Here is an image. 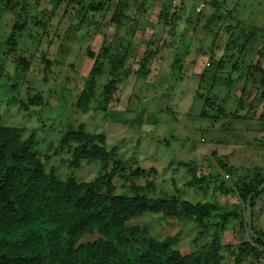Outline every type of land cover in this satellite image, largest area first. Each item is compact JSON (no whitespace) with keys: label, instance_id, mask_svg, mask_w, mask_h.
Segmentation results:
<instances>
[{"label":"rangeland","instance_id":"1","mask_svg":"<svg viewBox=\"0 0 264 264\" xmlns=\"http://www.w3.org/2000/svg\"><path fill=\"white\" fill-rule=\"evenodd\" d=\"M117 1L110 0L108 10L102 16L90 19L92 14H88L85 23L80 25L77 19H73L60 28L62 8L47 18L52 6L46 0H25L26 26L20 37H15L17 47L14 51H9L6 41L17 12L7 10L0 4V126L20 128L23 139L32 138L34 144L31 151L41 161L45 172L51 173L57 180L73 179L88 183L111 169L110 162L87 164L84 161L79 169H70L69 147L61 145V140L67 129L76 131L81 127L89 134L104 135L107 149L115 151L122 167L113 180L116 196L133 195L125 177L129 171L140 169L147 175L137 184L143 187L151 185L150 192H146L149 198L167 197L192 204L210 203L218 208L220 215L231 213L242 216L243 203L235 193L236 187L252 181L256 174L263 177L264 172L253 169L251 177L245 175L234 180L236 173L243 170L248 161L242 159V153L230 147L233 141L243 143L245 137L235 127L238 120L229 119L234 112L229 111V101L235 98L237 107L244 78L228 91L229 78H239L237 73H230L235 59L232 62L225 60L224 71L217 72V64L223 55L217 54L221 51L224 53L230 36L225 28L229 27L232 32V28L237 26L245 36H259V43L255 39L245 54L238 57V69L241 61L243 65L258 63L264 68V58L258 54L264 46V35H260L264 28L242 18L244 10L239 0H126V18L118 28L111 22ZM164 1L171 2V11L177 9V21L173 28L163 27L158 21ZM14 2L10 0V4ZM213 2L221 5L224 14L221 21L214 24L215 27L209 28L211 33L206 31V21L201 24V29L190 27L187 20L196 18V8L209 16L212 13L209 6ZM255 2L257 7L250 14L254 21L257 17L264 18V11L260 8L264 0ZM129 12L131 15L127 14ZM228 13L231 17H227ZM35 19L48 24L45 32L34 26ZM208 37H211V42L206 49L204 43ZM120 39L126 54L128 79L117 85L106 115L92 109H77L76 99L93 64V60L86 56L87 49L98 55L103 43L111 45L120 42ZM152 41L154 43L149 45ZM148 48H159L161 52L148 67V74L137 77L135 57L142 56ZM231 52L237 56L235 51ZM43 54L49 61L48 66L42 59ZM19 58L29 63L26 72L20 69L21 66L17 67ZM97 81L96 97L108 81V68L105 65ZM28 94L40 95L43 105L28 107L27 111L22 109L20 104L25 103ZM165 96L177 98L176 107L171 104L160 106L159 100ZM187 97L199 102L189 107V112L199 108L197 121L219 124L210 138L192 134L185 135L183 142H180V135L186 130L181 125L188 115L183 113ZM205 101L212 105L211 108L203 107ZM219 107L224 109L227 116L224 123L220 122L221 119L212 121ZM203 109L206 111L205 117L201 116ZM250 127L254 128V125H244L243 130L248 131ZM174 144L179 155L193 158L167 159ZM173 165L175 171H170ZM222 166L229 171L223 170ZM192 168H197V174L207 179L200 189L187 186L193 178L189 172ZM220 184H223L224 191L233 194L225 195L218 191ZM207 223L212 229L219 219H210ZM189 225L156 215H144L129 223V226L145 227L154 238L169 239L172 248L182 254L195 250L192 243L195 238L187 245L183 243L191 233H197L196 228H189ZM238 225V218H228L219 237L222 245L233 244ZM253 227L264 234V193L256 201ZM240 240L248 242L246 235Z\"/></svg>","mask_w":264,"mask_h":264},{"label":"trees","instance_id":"2","mask_svg":"<svg viewBox=\"0 0 264 264\" xmlns=\"http://www.w3.org/2000/svg\"><path fill=\"white\" fill-rule=\"evenodd\" d=\"M46 2L52 6L47 18L63 9L59 20L61 28L62 24L65 27L73 19H77L80 25L85 23L88 14H92L90 19L102 16L107 12L110 0ZM0 4L7 10L17 12L16 21L6 41L9 51H14L17 47L15 37H20L26 26L25 0H15L12 4L10 0H4ZM126 7V0L117 1L111 22L118 28L126 18ZM170 7L171 2L164 1L158 16L159 23L166 28H173L177 21V9L173 12ZM209 7L212 10L209 16H205L204 11L195 13V19L190 17L187 20L188 25L201 29V24L206 21V31L211 33L209 28L215 27L224 13L217 2ZM227 17L231 15L228 13ZM34 26L45 32L48 24L35 19ZM225 30L230 36L217 64V72L224 71L225 60L232 62L235 59L230 73H237L240 69L238 57L245 54L255 38L253 34L245 36L237 26L232 28V32L229 27ZM121 41L122 39L111 45L103 43L98 55L87 49L86 56L93 60V64L76 99L77 109H92L106 115L117 85L128 79L126 54ZM153 43L152 41L149 45ZM160 52L159 48H148L142 56L135 57L137 77L148 74V67ZM258 54L260 58H264V46ZM42 59L48 66L49 61L44 54ZM104 65L108 68V81L96 97L97 80ZM20 66L26 72L29 63L19 58L17 67ZM243 66L244 72L239 75L240 79L229 78L226 87L231 91L237 81L244 78V87L236 108L243 111L247 107L250 115L240 116L234 111L231 117L238 121L247 119L264 122V90H261L264 89V68L258 63ZM20 105L27 111L28 107H38L43 102L40 95L28 94L25 103ZM211 106L207 101L203 104L204 108ZM205 115L206 111L203 109L201 116ZM226 118L224 109L219 107L212 116V121ZM22 132L20 128L0 126V264H264V234L253 227L256 201L264 193V189L252 200V230L256 239L248 236L245 222L247 198L264 184V176L260 178L256 174L252 181L236 187L235 193L243 203L242 216L231 213L220 215L218 208L210 203L192 204L167 197L149 198L146 192H150L151 185L143 187L137 184L147 175L140 169L129 171L125 177L133 195L116 196L113 180L122 167L116 159L115 151L107 149L104 135L89 134L81 127L76 131L67 129L61 140V145L69 147L70 169H79L83 161L87 164L110 162L111 169L88 183L73 179L57 180L51 173L45 172L41 161L31 151L33 139H23ZM222 168L229 171L225 166ZM189 172L193 178L188 187L200 189L206 184L207 179L197 174V168H192ZM218 191L225 195L233 194L224 191L223 184L218 186ZM144 215L161 216L163 219L193 225L197 230L192 242L195 250L182 254L178 249L172 248L169 239L154 238L145 227L129 226L131 221ZM229 217L239 219L238 230L233 244L222 245L219 237ZM210 219H219V223L212 228V233L211 226L207 223ZM243 235L247 236L248 242L240 240ZM233 255L236 258L230 261Z\"/></svg>","mask_w":264,"mask_h":264},{"label":"clouds","instance_id":"3","mask_svg":"<svg viewBox=\"0 0 264 264\" xmlns=\"http://www.w3.org/2000/svg\"><path fill=\"white\" fill-rule=\"evenodd\" d=\"M239 3L242 5L243 8V17L247 20L249 23L256 22L259 24L260 27L264 28V18L257 17L254 21L252 19V16L250 15L254 8L257 7V4L255 0H239ZM261 11H264V4L260 5ZM128 15H131V13H127ZM223 36L224 34L221 33ZM239 35V33H237ZM260 35H264V32H261ZM257 42L259 43V36L255 37ZM211 42V37H208V39L204 43V47L207 49L208 44ZM224 54L222 51L221 53H218L217 55ZM244 72V66L241 64L239 71L237 72V75H240ZM227 74V73H225ZM166 88L167 85H164ZM258 87V86H257ZM264 90V89H261ZM163 91V89H161ZM170 95V94H169ZM235 98H232L229 101V111H235L237 115L245 116V114L250 115L248 113L247 107H244L243 111L238 110L235 107L234 103ZM199 102L194 101L192 97H187L184 101V108L183 113H188L187 117L183 121V125H181L182 128H185L186 130L183 131L180 135V142H183V137L185 135H192L195 134L197 137H203V138H210L211 135L215 132V129L219 127V124H213L211 122L207 121H197L196 116L198 115L199 108L196 107L193 109V111L189 112V107H191L193 104L198 105ZM160 106H163L164 104H171L173 107H176L177 105V98L173 97L171 99L168 98V96L161 97L159 100ZM179 110V109H177ZM182 113V114H183ZM175 115V113H173ZM229 119H234V117H229ZM221 123H224L226 121L221 120ZM13 123H18V121H14ZM244 125L253 126L254 128L250 127L248 131H244L243 127ZM235 127L240 129L241 134L245 137V140L243 143H236L231 142L230 147L232 149H235L237 152L242 153V159L247 160L248 163L245 165L244 169L237 172L236 176L234 177V180L236 178L242 177V176H249L253 175V169L260 170L264 172V122H258L256 120H243V121H237L235 123ZM207 128L208 131L205 132L204 129ZM256 129H259L257 131ZM247 149V151H245ZM192 159L193 157H185L183 155H179L177 151V145H173V151L168 155L167 159ZM170 171H175V165H173V168ZM183 174V173H181ZM193 227V225H189V228ZM187 233V230H186ZM196 237V233H191L190 236H187V238L183 241L185 245L189 243V241ZM236 257L233 255L230 257V261L234 260Z\"/></svg>","mask_w":264,"mask_h":264},{"label":"water","instance_id":"4","mask_svg":"<svg viewBox=\"0 0 264 264\" xmlns=\"http://www.w3.org/2000/svg\"><path fill=\"white\" fill-rule=\"evenodd\" d=\"M264 189V184L258 188V190L247 198L246 201V207H245V222L247 226V233L248 236L251 239H256L257 237L254 235L253 230H252V200L253 198L260 193Z\"/></svg>","mask_w":264,"mask_h":264},{"label":"built area","instance_id":"5","mask_svg":"<svg viewBox=\"0 0 264 264\" xmlns=\"http://www.w3.org/2000/svg\"><path fill=\"white\" fill-rule=\"evenodd\" d=\"M201 8H203V5L200 6ZM200 12V8H196V13H199Z\"/></svg>","mask_w":264,"mask_h":264}]
</instances>
